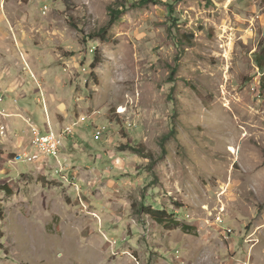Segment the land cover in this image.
<instances>
[{"label": "rangeland", "instance_id": "374dc122", "mask_svg": "<svg viewBox=\"0 0 264 264\" xmlns=\"http://www.w3.org/2000/svg\"><path fill=\"white\" fill-rule=\"evenodd\" d=\"M158 1L0 0V264H264V0Z\"/></svg>", "mask_w": 264, "mask_h": 264}, {"label": "trees", "instance_id": "16d2710c", "mask_svg": "<svg viewBox=\"0 0 264 264\" xmlns=\"http://www.w3.org/2000/svg\"><path fill=\"white\" fill-rule=\"evenodd\" d=\"M121 1H122L123 5L130 4L132 6H136L137 4L143 5V4H146L149 2H160L158 0H140V1H136V2L134 0H121ZM167 4H168V7L172 10L173 6H174V0H167ZM121 13H122L121 9H112L111 10V21L114 22L115 20H117ZM97 58H98V55L96 53L94 62L89 67V69L92 71H94L96 66H97ZM257 64H258L259 68L261 70H263V72H264V61L262 60L261 57H259L257 59ZM263 83H264V75H263ZM132 150H133V153L141 155V156L146 157V158H149L152 161L155 158L154 153L145 147L141 148V146H139V147L133 146ZM145 213L150 215L155 222H157L158 224H160L162 226H172L173 228L181 227L183 230H186V231L192 230V227H190L189 225H184V224L180 223L175 218L169 219V215H168L167 211H165V210L150 209L149 208V211H145Z\"/></svg>", "mask_w": 264, "mask_h": 264}, {"label": "built area", "instance_id": "2783aa9c", "mask_svg": "<svg viewBox=\"0 0 264 264\" xmlns=\"http://www.w3.org/2000/svg\"><path fill=\"white\" fill-rule=\"evenodd\" d=\"M33 146L34 151L32 153H25L21 155L20 158L24 159V161H44L46 159V153H53L55 160H60L62 154V137L64 135L60 132L46 129L41 130L38 128H33ZM99 137H103V131H97ZM222 222V219L220 220ZM227 233H231L232 229L229 228L226 231Z\"/></svg>", "mask_w": 264, "mask_h": 264}, {"label": "crops", "instance_id": "0c3cea01", "mask_svg": "<svg viewBox=\"0 0 264 264\" xmlns=\"http://www.w3.org/2000/svg\"><path fill=\"white\" fill-rule=\"evenodd\" d=\"M12 102L13 101L11 99H8V98H6L5 100L1 101L0 102V111H2V109H4L5 106H9L11 109H13L14 112L20 114L21 113L20 112L21 111V107L19 105H17V104L16 105L14 103L12 104ZM21 114H20V116H21ZM3 116L4 115L0 114V124H3L6 121L7 124H9L8 127H9L10 130H12V128L13 129H17L18 128V129H21L22 132L24 131V129L22 130L23 127H22L21 121L24 122V123H25V121L23 119H21V117H10V116L9 117H6V116L3 117ZM4 119H5V121H4ZM21 136H23L22 138H25V139L28 137L26 134H23ZM6 137H8V134H6ZM32 139H33V136L30 139L31 144L33 145ZM0 140H1V142H5L1 138H0ZM18 140L22 141L21 137ZM27 141H29L28 138H27Z\"/></svg>", "mask_w": 264, "mask_h": 264}, {"label": "bare ground", "instance_id": "6f19581e", "mask_svg": "<svg viewBox=\"0 0 264 264\" xmlns=\"http://www.w3.org/2000/svg\"><path fill=\"white\" fill-rule=\"evenodd\" d=\"M62 145H63V137H62ZM48 154H51V155H53V153H48ZM54 156V155H53Z\"/></svg>", "mask_w": 264, "mask_h": 264}]
</instances>
